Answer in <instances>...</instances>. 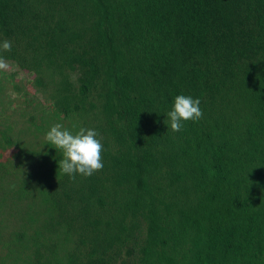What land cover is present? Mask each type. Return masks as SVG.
<instances>
[{"label": "trees", "instance_id": "trees-1", "mask_svg": "<svg viewBox=\"0 0 264 264\" xmlns=\"http://www.w3.org/2000/svg\"><path fill=\"white\" fill-rule=\"evenodd\" d=\"M5 39L6 61L43 66L34 84L52 79L55 110L90 114L103 139L101 171L70 181L57 160L46 185L56 221H70L72 194L94 233L68 264H112L137 219L136 264H264V0H0ZM181 94L203 118L173 132Z\"/></svg>", "mask_w": 264, "mask_h": 264}, {"label": "rangeland", "instance_id": "rangeland-1", "mask_svg": "<svg viewBox=\"0 0 264 264\" xmlns=\"http://www.w3.org/2000/svg\"><path fill=\"white\" fill-rule=\"evenodd\" d=\"M39 55L37 50L29 57L35 60ZM7 62L8 68L0 69V264H68L70 257L81 260L90 250L88 240L94 233L77 210L69 209V204L75 203L73 195L69 194L72 201L62 200L71 218L66 229L46 210V185L60 182L51 168L63 158L62 151L48 143L46 133L57 123L73 133L81 127L93 129L98 123L89 119L90 114L82 121L72 109L66 115L55 110L52 79L42 74L44 85L34 84L43 66L32 72ZM77 76V71L67 76L73 94H77ZM91 213L102 221L112 214L105 205H96ZM124 220L127 222L128 216ZM136 225L132 237L116 244L112 264H136L139 249L147 241L144 220L137 219ZM35 231L41 237L32 238Z\"/></svg>", "mask_w": 264, "mask_h": 264}, {"label": "clouds", "instance_id": "clouds-1", "mask_svg": "<svg viewBox=\"0 0 264 264\" xmlns=\"http://www.w3.org/2000/svg\"><path fill=\"white\" fill-rule=\"evenodd\" d=\"M12 41H0V53L10 52ZM8 62L0 54V69H7ZM199 98L191 95H177L174 98L172 109L167 113L170 128L173 132H179L186 121H199L203 118V110L200 107ZM46 140L56 150L63 153L59 161V168L63 174L75 180L77 175L88 177L104 167L102 137L95 129L81 127L73 133L62 124H55L46 133ZM214 174V172H210Z\"/></svg>", "mask_w": 264, "mask_h": 264}]
</instances>
